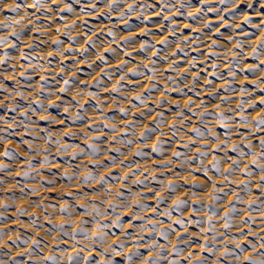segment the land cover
I'll list each match as a JSON object with an SVG mask.
<instances>
[{"label":"bare ground","instance_id":"obj_1","mask_svg":"<svg viewBox=\"0 0 264 264\" xmlns=\"http://www.w3.org/2000/svg\"><path fill=\"white\" fill-rule=\"evenodd\" d=\"M13 2L0 0V22L11 25L0 28V37L8 39V43L0 45V58L7 53L6 63L0 64V85L4 86L0 89L3 102L0 117L5 118L0 120V153L7 150L13 157L0 155V165L4 166L0 169L3 181L0 205H7L0 207V232L6 233L0 239L3 241L0 262L11 264L12 258H16L22 264H34L54 254L58 264H69V255L77 256L79 264H104L107 260L112 264H126V256L133 251L138 250L143 256L155 255L146 247L153 241L164 246L161 256L178 264H195L201 257H207L208 264H213L225 247L232 254L223 258L222 264H246L245 257L250 255L253 259H264V188L257 187L264 176L260 171L264 166L260 153L264 149L259 147L264 131L254 126L256 119L264 116V105L260 104L264 99V52L255 58L252 56L253 48L264 40V0H252L251 8L248 0H227L224 4L220 0H119L112 9L108 7L111 0L107 3L105 0H44L39 8L23 6L25 0H15L22 5L15 13L7 11L5 6ZM32 3L33 0H27V5ZM65 4L71 5V12L61 11ZM129 6L133 11H128ZM245 16L248 23H244ZM109 30L113 35L108 34ZM13 31L20 33L19 39L11 35ZM126 37H131L127 43ZM165 39L167 43L162 44ZM55 40L62 44L55 45ZM145 41L149 46L140 52ZM11 43L16 47L10 48ZM237 44L241 47L237 48ZM110 48L115 49V54L106 51ZM180 48L184 52L178 51ZM101 56L107 63L101 62ZM154 60L156 64H152ZM124 61L128 63L120 70L118 66ZM193 63L195 68L191 67ZM253 65L257 66L256 70L248 71ZM134 69H139L140 74L132 75ZM22 72L28 78L22 77ZM197 75L195 89L189 91ZM98 78L100 84L93 86ZM64 80L70 83L65 86ZM153 83L156 87L147 91ZM177 85L183 92L175 90ZM64 87L67 91L61 92ZM114 87L119 91L112 92ZM137 95L142 96L143 103L133 99ZM189 98L192 104L185 110ZM158 101L163 102L159 107ZM51 104L59 107H49ZM14 105L16 110L10 111ZM121 109L127 110V115ZM178 111L184 113L183 119L177 115ZM141 112L145 114L140 116ZM158 113H163V123L140 142L138 137L146 127L156 129L154 121ZM201 113H207L203 122ZM77 114L82 119H70ZM220 114L225 119L221 120ZM46 116L54 117L62 127L44 126ZM133 121L127 135H122ZM172 125H175V136L170 131ZM113 127L116 130L110 131ZM194 127L206 135L197 136L192 131ZM26 130L28 137H22V147L18 146L15 139ZM65 133L79 138L76 141ZM124 139L134 143L127 146L121 142ZM158 140L163 142L160 145L163 151L152 153L151 148ZM249 142L252 147H245ZM89 143L100 150L97 155H91ZM186 144L188 148L184 147ZM65 145L69 146L67 151H58ZM217 145H220L219 151H215ZM233 145H238L242 154L229 151ZM109 148L111 154L106 150ZM117 148L120 153L114 151ZM201 148L208 154L197 156L193 162L191 157ZM80 149L84 152L80 153ZM137 150L147 155L134 156ZM174 151L181 156L173 157ZM74 152L79 154L72 159ZM253 153L258 159L256 165L250 163ZM109 157L117 158L116 162L111 163ZM185 158H188L187 164H184ZM214 158L220 160V173L211 167ZM232 159L239 161L241 171L228 174L225 170ZM201 161L208 169L207 177L196 171ZM167 163L170 167L165 166ZM246 166L251 169L250 176L242 171ZM25 172L27 176L23 175ZM89 172L94 179L83 180ZM64 173L74 178L70 180ZM125 175L127 180L123 179ZM224 175H228L227 183ZM101 177L106 181L103 184L98 183ZM48 180L54 183H46ZM137 180L145 183L136 184ZM170 182L177 185L175 193L167 191ZM242 182L248 183L247 190H243ZM213 184L228 191L227 196L217 192L221 200L213 211L218 215L211 221L215 233L205 232L207 225L196 223L209 218L203 206L211 201ZM63 189H68V197L48 193ZM118 192H123L122 198L117 196ZM237 193L241 200L234 203L236 211L229 216L230 227L225 229L222 217ZM158 196L165 199L157 205ZM178 199H185L186 203L179 210H173V202ZM252 201L257 203L249 210ZM138 202L143 203L144 210L137 207ZM110 204L115 205L114 211L109 208ZM65 205L69 206L70 218L68 213L60 211ZM85 207L87 215H83ZM18 209H24V214L18 215ZM96 209L101 215H95ZM165 211L171 215H163ZM117 218L118 227L114 226ZM82 219L88 221L83 225L85 233H77L75 239L56 230L64 223L71 233ZM178 219L184 221V227L175 223ZM100 224L108 227L100 229ZM169 225L175 233L169 230L167 239L156 234L168 230ZM153 226L155 232L151 231ZM214 234L216 242L211 241ZM17 236L27 243L13 244ZM100 236L103 240L97 239ZM35 240L40 241L39 246L33 245ZM137 244L139 249L135 247ZM173 245L182 250L181 254L172 252ZM200 245H206L215 254L203 251ZM109 246L115 252L106 251ZM29 249L33 250L31 257L21 255ZM190 253L193 255L188 260ZM133 260L140 264L136 257ZM160 264L167 261L161 259Z\"/></svg>","mask_w":264,"mask_h":264},{"label":"snow or ice","instance_id":"obj_2","mask_svg":"<svg viewBox=\"0 0 264 264\" xmlns=\"http://www.w3.org/2000/svg\"><path fill=\"white\" fill-rule=\"evenodd\" d=\"M76 2H79V0H76ZM118 2H119V0H113V3H112L111 5H109V8H110V9L115 8ZM233 2H234V0H233ZM105 3H107V0H105ZM220 3H222V4L227 3V0H220ZM43 4H44V0H33V3H32L31 5H27V0H25V5H23V6L33 7V8H39V7H42ZM14 5H15L14 7H10V8H8L7 11L14 12V13H15V12H19V10H20V8L22 7V5L19 4V3H15V0H14ZM182 6H183V5H182ZM248 7H249V8L253 7V4H252V3L248 4ZM61 11L71 12V11H72L71 5L65 4L64 8L61 9ZM128 11H129V12L133 11L132 6H129ZM123 15H124V13H123L121 16H123ZM244 23H248V18L244 21ZM10 26H11L10 24H3V25H0V28H8V27H10ZM204 27L207 28V27H208V24H205ZM108 34H109V35H113V33H112L111 30H109V33H108ZM145 34H147V33H145ZM11 35L17 37V39L20 38V33H19V32L13 31V32L11 33ZM130 39H131V37H126L124 42L127 43ZM187 42H189V41H188V38H186V43H187ZM5 43H8V39H7V37H0V45H3V44H5ZM53 43H54L55 45H61V44H62V41H60V40H55V41H53ZM89 43H92V42L90 41ZM161 43H162V44H166V43H167V39L162 40ZM213 44H215V41L213 42ZM148 46H149V45H148L147 42L145 41L144 43L141 44L139 51H140V52H143V51L145 50V48L148 47ZM9 47H10V48H15V47H16V44L11 43V44H9ZM32 47H33L32 44L28 45V48L31 49ZM240 47H241V46H240L239 44H237V48H240ZM57 50H58V49H57ZM68 51H72V49L69 48ZM84 51L86 52V51H87V48H85ZM106 51H108V52H110V53H112V54H115V49H111V48H110V49H106ZM178 51H180V52H184V48H180V49H178ZM262 52H264V40H261V41H260V43H259V45H258L257 48H253V50H252V56L255 58V57H257V56H258L260 53H262ZM211 54H212V55H215V53H211ZM129 55H130V53H129ZM153 55H156V53H153ZM172 55L175 56L176 53H173ZM24 58H25V59H28V57H27L26 55L24 56ZM6 59H7V53H5V55H4L3 58H0V64H5V63H6ZM164 59H165V61H166V60L168 59V57L165 56ZM100 60H101V62H103V63H107V61L105 60V58H104L103 56L100 57ZM127 63H128V61H124L121 65H119L118 67L120 68V70H122L123 67L127 65ZM156 63H157V62H156L155 60L152 61V64H156ZM89 67H91V65H89ZM145 67H148V66H145ZM170 67H171V65H170ZM191 67H192V68H195V63H193V64L191 65ZM213 67H216V65H213ZM256 67H257L256 65H253V66H251V67L248 69V71H255V70H256ZM149 70H151V69L149 68ZM62 71H63V69H62ZM105 74H106V73H105ZM131 74L134 75V76L140 74L139 69H134V70H132V73H131ZM214 74H215V73H214ZM230 74L233 76V78H235V72L232 71L231 68H230ZM21 76H22V77H25V78H28L24 72L21 73ZM41 79L43 80L44 78L42 77ZM121 79L123 80L124 77H121ZM167 79H168L169 81H172V78H171V77H168ZM181 79H183V77H181ZM197 80H199V75L193 77V84H192V86L189 88V91H194V89H195V82H196ZM100 82H101V81H100L99 78H98V79L95 81V84H94L93 86L99 85ZM172 82L175 83V81H172ZM63 83H64L65 86H67V85L70 83V81H68V80H64ZM208 83L211 84V81H208ZM257 86H258V85H257ZM3 87H4L3 85H0V89H3ZM155 87H156V85L153 83V84L150 85V87H149V89H147V91H151V89H152V88H155ZM4 90H6V89H4ZM175 90L178 91V92H183V90L180 89L178 85H177V87H176ZM60 91H61V92H65V91H67V88H66V87L61 88ZM117 91H119V89H118L117 87H114V88L112 89V92H117ZM241 91L244 92V93H246V92H247V89L241 88ZM196 94L199 95V93H196ZM17 95H20V93L17 92ZM90 95H93V96H94V94H91V93H90ZM133 99L138 100V101H141V103H143V99H142V96H141V95H137V96L133 97ZM0 103H3V102L0 101ZM162 103H163L162 101H158V102H157V106H158V107L161 106ZM191 104H192V100H191V98H189V99L186 101V103H185V110H187L188 108H190ZM260 104L264 105V99H262V100L260 101ZM41 107H42V106H41ZM49 107H59V105H58V104H51V105H49ZM176 107L178 108V105H177ZM249 107H254V105H250ZM97 108H100V105H97ZM238 108H241V109H242V105H238ZM15 110H16V106L14 105L13 108L10 109V111H15ZM45 111H47V109H45ZM120 111H121V113H122L123 115H127V110H125V109H121ZM230 111H231V110H230ZM64 112L67 113V112H68V109L65 108V109H64ZM148 112L150 113V112H151V109H149ZM144 114H145L144 112L139 113L140 116H143ZM206 114H207V113H201V114H200L201 122H203V117H204ZM22 115H23V114H22ZM177 115L180 116L181 119H183V115H184V113L178 111ZM193 115H195V113H193ZM219 118H220L221 120H223V119H225V116H224L223 114H220ZM4 119H5L4 117H0V120H4ZM44 119L50 121V122L53 123V124L56 123V119H55L54 117L46 116V117H44ZM70 119H72L73 121H75V120H80V119H82V117H81L79 114H77L75 117H72V118H70ZM241 120H243V122H244L245 124L248 123V121L244 120L243 116H241ZM5 122H7V121L5 120ZM64 122H65V121H61V123H64ZM133 123H135V121L130 122V125H129L128 127H126V129H125V133L122 134V135H127V132H128V130H129V128L131 127V124H133ZM154 123H156V129H153V128L150 127V126L146 127V128H145V131L142 132V133L140 134V136L138 137V140H139L140 142H143L144 140L148 139V138H149V137H148V134H149V133H153L155 130H157V129L159 128L160 123H163V113H158V114H157V120L154 121ZM254 126L257 127V130H258V131H264V116H260L258 119H256V121H255V125H254ZM89 127H93V126H92V125H89ZM104 127H108V125H105ZM174 129H175V125L170 126V131L172 132V135H173V136H175V134H176V131H175ZM115 130H116V129H115L114 127L110 129V131H115ZM192 131H193L197 136L202 137V138L206 135L205 133L201 132L200 129H199L198 127H194V128L192 129ZM65 135H72V133H65ZM250 135H251V133H250ZM212 137H213V140L216 139V133H215V132H213ZM94 139H99V138H98V137H94ZM114 139H115V138H114ZM121 142L124 143V144L127 145V146H130V145H132V144L134 143V141L129 140V139H124V140H122ZM162 143H163L162 141L158 140V141L152 146V148H151V152H152V153H160V152H162L163 150H162V148L160 147V145H161ZM222 143H223V142H222ZM225 146H226V145H225ZM68 147H69L68 145H65L63 148L58 149V151H67ZM184 147L188 148L189 146L186 144V145H184ZM245 147H247V148H251V147H252V144L249 142ZM259 147H260L261 149H264V138H261V139H260V141H259ZM88 148L91 149V155H93V156L97 155V153L100 151L98 148L94 147L92 143H89V144H88ZM219 148H220V145H217V149H215V151H219ZM189 150H190V149H189ZM114 151L117 152V153H120V149H118V148H117V149H114ZM229 151L237 152V153H241V149H240V147H239L238 145H233L232 148H231ZM83 152H84V149H80V153H83ZM78 154H79V153H76V152L72 153V159H75L76 156H77ZM207 154H208V153H207L203 148H201V149H198V150H197V155L191 157V159H192L193 162H195L196 159H197V156H206ZM241 154H242V153H241ZM0 155L6 156V157H9V158H13V157L11 156L10 152L7 151V150L4 151L3 153H0ZM133 155H134V156H138V157H143V156H146L147 153H145V152L142 151V150H137ZM172 155H173V157H180V156H181V153L178 152V151H174V152L172 153ZM252 155H253L254 158L250 161V163H251L252 165H256V164L258 163V159L255 158V157H256V154H255V153H253ZM225 156H227V153H225ZM260 158H261V159H264V151H262V152L260 153ZM116 159H117V158L109 157V160H110L111 163H115V162H116ZM47 160H48V157L45 156L43 162L46 163ZM187 163H188V158H185V159H184V164H187ZM29 164H31V161H29ZM238 164H239V161H238V160H236V159H232L229 168L225 170L226 173L231 174L234 170H236V171H241V169H239V167H238ZM104 166H108V165H104ZM165 166L170 167V163H167ZM3 167H4L3 165H0V169H2ZM128 167H131V165L129 164ZM211 167H212V169H213L215 172L220 173V160L214 158ZM196 171L203 172L204 175H205V177H207L208 169L205 168V167L203 166L202 161H201L200 164L198 165ZM242 171H243L246 175H249V176L252 174V173H251V169H250L249 167H247V166H246ZM260 171H261V172H264V166H262V167L260 168ZM221 174L223 175V173H221ZM23 175H24V176H27L28 173L25 172V173H23ZM64 175L67 176V178L70 179V180L74 178L73 176H68L67 173H64ZM109 175H111V174H109ZM127 178H128L127 175H125V177H123L124 180H127ZM92 179H94V177L92 176L91 172L86 173L85 176L83 177V180H85V181H91ZM210 179H211V178L208 177L209 182H210ZM152 180L155 181V180H156V177H155V176L152 177ZM224 181H225V183L228 182V175H224ZM105 182H106V181H105V178H104V177H101V179H100V181H99L98 183L103 184V183H105ZM2 183H3V181L0 180V184H2ZM46 183H48V184L51 185V184H53L54 182H53L52 180H48V181H46ZM135 183H136V184H141V185H143L145 182H144L143 180H137V181H135ZM242 184H243V190H247L248 187H249L248 183H243V182H242ZM257 187H258V189H259V188H264V176H261V178H260V183L257 185ZM212 188H213V192H212V194H211V201H210L209 204L203 206L205 209L208 210V212H209V218H208V220H205V221H202V222H201V221H196V223H197V224L203 223V224L207 225V227H205V228L203 229L205 232H213V233H215V226L212 224L211 221H212V219H213L215 216L218 215L217 212L213 211L215 204H216L218 201L221 200V195H218L217 192H222V194H223L224 196H227V195H228V191H224L223 189H218L217 186H216L215 184L212 185ZM176 190H177V185H175L174 183L170 182V183L168 184V186H167V191L170 192V193H175ZM23 191H24L23 188H21V192H22V193H23ZM33 191H35V190L33 189ZM117 196L122 198V197H123V192H118V193H117ZM262 197H264V193H262ZM142 199L146 200V199H147V196H142ZM164 199H165V198H164L163 196H158V197H157V200H156L157 205H158L160 202L164 201ZM239 200H241V197H240V195L237 193V195L235 196L234 201H230V202H229L228 210L225 212L224 216L222 217V219H223L224 222H225L224 225H223V227H224L225 229H227V228L230 227L229 216H230L233 212L236 211V208H235L233 205H234V203H235L236 201H239ZM185 203H186L185 199H178V200L174 201V202H173V210H179L180 208H182V207L184 206ZM256 203H257V201H252V202H250V203H249V210H251V209H252V206H253L254 204H256ZM125 206L127 207V205H125ZM0 207H7V205H0ZM82 207H83V206H82ZM137 207H139V208H141L142 210H144V205H143V203L138 202V203H137ZM109 208L112 209V210L114 211V210H115V205H111V204H110V205H109ZM73 210H74V208H73ZM60 211H61V212H64V213H68L69 218L71 217V212L69 211V206H68V205H65L64 207H61ZM155 211H156V209L154 208V209H153V212H155ZM17 213H18V215H23V214H24V209H18V210H17ZM83 215H87V208H86V207H85V210H84ZM95 215H96V216L101 215V213L99 212L98 209L95 210ZM163 215H165V216H170L171 213L168 212V211H165V212L163 213ZM141 219H142V218H141ZM35 223H36V221L33 220V224H35ZM87 223H88L87 220L82 219V220L80 221V226H78L77 229L74 230V231H72L71 233L68 232V231L65 229V224H64V223H61L58 227H56V230H57L58 232H60L62 235H64V236H69V235H71L72 238L75 239L77 233H80V234H84V233H85V229H84L83 225H85V224H87ZM175 223L180 224L182 227L185 226V225H184V221L179 220V219L176 220ZM189 223H192V221H189ZM114 226H117V227L119 226V218H117V221H116V223H115ZM98 227H99L100 229H104V228H107L108 225H107V224H100V225H98ZM169 230L172 231L173 233H175V229L171 228V225H169V229H168V230H165V231H162V232H157L156 234H157V235H160L161 237H163V238H165V239H167V238H168V231H169ZM151 231H152V232H155V226H153V228L151 229ZM5 234H6V233L0 232V239H2L3 236H4ZM221 236H223V233H221ZM87 238H88V237L85 235V239H87ZM97 239L103 240V236L97 237ZM140 239L142 240L143 237H140ZM216 240H217L216 235H215V234L212 235V237H211V241H212V242H216ZM17 241H19L20 243H27V241L22 240L21 237H19V236H17L16 239L12 241V243H13V244H17ZM179 242H180V240H179V238H178L177 243H179ZM185 243L187 244V243H189V241H185ZM39 244H40V241H39V240H35V241H33V245H34V246H39ZM121 247H123L122 244H121ZM135 247H136L137 249H139L140 245L137 244ZM146 247H147V249H148L149 251L155 253V255H152V256H143L138 250H137V251H133L132 253H130V254H128V255L126 256V264H135V261L133 260V257H136L137 259H139V260H140V264H160L161 259L167 261V264H178V261H176V260L169 259L167 256H161V253L164 252V246H163V245H158L155 241H153L151 244L146 245ZM200 247H201V249H202L203 251H208V252H209L210 254H212V255L215 254L214 252H212L211 249L207 248L206 245H200ZM236 247H237V248H240V245H236ZM240 250L243 251L242 248H240ZM253 250H254V249H253ZM107 251L115 252V249L112 248L111 246H109V248H108ZM181 251H182V250L179 249L178 247H176V245H173V246H172V252H173V253H176L177 255H179V254H181ZM230 254H232L231 251H230L227 247H225V250L220 254V257H219L217 260H214V261H213V264H222V260H223V258L229 256ZM21 255H28L29 257H31V256L33 255V250H32V249H29L26 253H22ZM192 255H193V254L190 253L189 256L187 257V259H188V260H191ZM257 255H262V254H259V253H258ZM84 259L87 260L88 258L85 257ZM236 259L239 260V257H236ZM48 261H50L51 264H58V261L56 260L54 254H50V255L47 256V257H42L39 261L34 262V264H46V262H48ZM68 261H69V264H72L73 261H75L76 264H79V261H78V259H77V256L69 255V256H68ZM245 262H246V264H264V259H253V257L250 255V256L245 257ZM11 264H22V262H21L20 260L16 259V258H12V260H11ZM104 264H112V261H111V260H107V261L104 262ZM195 264H208V259H207V257H201V258H199L197 261H195Z\"/></svg>","mask_w":264,"mask_h":264},{"label":"rangeland","instance_id":"obj_3","mask_svg":"<svg viewBox=\"0 0 264 264\" xmlns=\"http://www.w3.org/2000/svg\"><path fill=\"white\" fill-rule=\"evenodd\" d=\"M3 82H5V81H3ZM5 83H8V82H5ZM8 84H10V85H12L13 83H8ZM42 124L44 125V126H46L47 128H49V127H51V128H53L54 129V127L55 128H58V127H56V126H61L62 127V125H59V124H56V123H51L50 121H48V120H44L43 122H42ZM61 127H59V128H61ZM63 132H65V131H63ZM27 134H29V132L27 133V130L25 131V133H22L21 135H19V137H17L16 139H15V142H16V144L18 145V146H21L22 145V143L20 142L21 141V138L22 137H28V135ZM70 137L71 138H73V139H75L76 141L78 140V138H79V136L78 135H76V134H72V135H70ZM22 147V146H21ZM107 150V152H108V154L110 153H112V149L111 148H109V149H106ZM45 190H47V189H45ZM48 193H51V195L52 196H57V197H68V189L67 190H65V189H63V190H51V191H49Z\"/></svg>","mask_w":264,"mask_h":264},{"label":"clouds","instance_id":"obj_4","mask_svg":"<svg viewBox=\"0 0 264 264\" xmlns=\"http://www.w3.org/2000/svg\"><path fill=\"white\" fill-rule=\"evenodd\" d=\"M177 2H179V0H177ZM113 3V0H111V2L110 3H108V7H109V5H111ZM250 3H252V0H248V4H250ZM6 7H8V8H10V7H14L15 5H14V2L13 3H11V4H7V5H5ZM236 5H235V3L233 4V7H235ZM226 10H231V9H226ZM123 14V12H121L120 13V15H122ZM248 17L247 16H245L244 17V21L247 19ZM15 23H19V21H14ZM4 23L3 22H0V25H3ZM237 27L239 26V25H236ZM67 108V107H66ZM68 109V108H67ZM69 110V109H68ZM3 243V241L2 240H0V244H2ZM108 249H106V251H107ZM0 264H3V262H0Z\"/></svg>","mask_w":264,"mask_h":264}]
</instances>
